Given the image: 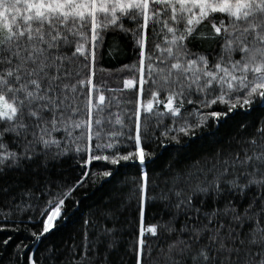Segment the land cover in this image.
Instances as JSON below:
<instances>
[{"label": "snow or ice", "instance_id": "6c2138e0", "mask_svg": "<svg viewBox=\"0 0 264 264\" xmlns=\"http://www.w3.org/2000/svg\"><path fill=\"white\" fill-rule=\"evenodd\" d=\"M257 106L264 0H0V264H264V112L217 135ZM86 185L74 234L27 256L14 234L41 243Z\"/></svg>", "mask_w": 264, "mask_h": 264}, {"label": "trees", "instance_id": "16d2710c", "mask_svg": "<svg viewBox=\"0 0 264 264\" xmlns=\"http://www.w3.org/2000/svg\"><path fill=\"white\" fill-rule=\"evenodd\" d=\"M134 59L135 57L132 55L130 50L126 55H121L119 58H112L109 55L105 54L101 61V64L98 66L97 75L103 76V78L108 81V86L111 88L122 87L121 77L124 75L123 73H120L114 77L110 76L107 71L101 72L99 69L103 68L114 70L119 68L122 64L131 63L132 61H134ZM185 106L190 110L195 111L192 105L186 104ZM161 108H163L162 105ZM113 111H115V109H113ZM261 112H264V107L261 106H257L255 111H252L247 115L243 112H239L233 119L229 120L219 128L217 135L220 138L234 135L236 131L237 121L251 122L252 120L256 119ZM129 115L131 114L129 113ZM165 122L169 124L171 123L168 120H165ZM153 148H155V145L153 146ZM160 151L162 152L160 160L151 165V168L154 171H159L160 165L167 158V153L163 152L162 148L160 149ZM100 163L101 162H94L96 168H94L93 170H102L99 167ZM65 168V176L67 178V181L68 183H72V181H74L75 178L79 175L80 169L74 166L70 167L69 165H65ZM120 172L127 173L129 175H135L137 169L133 164H127L120 169ZM101 192L102 190H98L96 186L88 185H86L84 189L78 190L74 194L73 199L80 201V203L74 205L72 204L71 200L67 202V214L64 220L61 222L60 227L56 230H53L51 235L47 236V238L44 239L41 243L33 242L30 239L28 232L26 231L15 233V242L19 243L20 241H23L24 243H27L31 251H29V249H25V254L27 256H36L42 259L45 249L49 245L55 244L57 246H61L63 242L68 241L69 236L74 234L73 230L78 227L81 216L88 210L90 206L98 202V198L101 195ZM150 222H152L151 217H146V224ZM5 235L6 233H0V239L4 238ZM129 239L132 238L129 237ZM9 251H11V249H9ZM26 264H30V261L26 262ZM45 264H47V262H45ZM129 264H131V257H129Z\"/></svg>", "mask_w": 264, "mask_h": 264}]
</instances>
